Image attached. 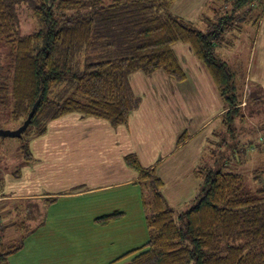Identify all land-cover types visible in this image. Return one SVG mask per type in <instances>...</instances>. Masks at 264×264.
Here are the masks:
<instances>
[{
    "label": "trees",
    "instance_id": "obj_1",
    "mask_svg": "<svg viewBox=\"0 0 264 264\" xmlns=\"http://www.w3.org/2000/svg\"><path fill=\"white\" fill-rule=\"evenodd\" d=\"M176 1L0 0V47L8 49L11 62L5 72L0 66V100L11 95V117L18 127L38 102L19 139L25 165L35 163L31 142L46 134L50 121L68 114L126 126L139 101L130 88L132 73L162 70L184 82L187 74L173 48L177 43L189 46L225 100L223 129L231 134L236 122L244 121L241 105L247 73L242 62L233 66L217 49L222 44L233 46L244 26H258L264 0H210L201 27L173 13ZM23 8L38 23L29 35L22 34ZM231 34L234 40L227 39ZM67 82L75 85V93L60 100L58 88ZM224 136L220 147L242 153ZM186 139L183 134L178 145ZM230 161L217 170L203 161L195 171L201 184L191 205L175 209L165 199L156 168L143 167L135 154L125 157L127 166L139 175L138 184L145 183L151 194L150 200L142 194L151 238L123 256L136 255L128 264H264V181L254 191L247 189L241 173L226 170ZM124 216L116 211L95 223L106 226ZM23 248L24 243L4 246L0 235V264H8L9 257Z\"/></svg>",
    "mask_w": 264,
    "mask_h": 264
},
{
    "label": "crops",
    "instance_id": "obj_2",
    "mask_svg": "<svg viewBox=\"0 0 264 264\" xmlns=\"http://www.w3.org/2000/svg\"><path fill=\"white\" fill-rule=\"evenodd\" d=\"M207 3L208 0H177L172 11L184 20L198 22ZM256 41L255 58L256 54L264 57V14ZM174 51L187 74L186 80L179 83L162 70L150 75L132 73L130 88L139 101L126 126H113L79 113L50 121L46 134L31 142L36 160L33 165L22 166L21 180L0 174L1 222L23 228L24 223L12 220V215L19 213V202L23 209L30 204V210L32 204L39 202L41 209L37 212L41 216L46 205L55 203L49 199L56 198V203L60 198L85 203L90 195L138 184V173L125 162L130 154H135L143 167L156 168L164 182L163 194L172 207L187 206L185 200L193 199L201 184L195 171L205 158L206 144L223 129L221 119L228 108L211 75L189 46L177 43ZM256 68L253 63L250 69L253 77L247 76V81L262 82L257 79ZM183 134L187 139L178 145ZM54 168H63L64 172L59 171L61 177ZM48 209L50 213L52 208ZM51 236V240L45 241L42 235L36 246L57 245L56 236ZM24 251L25 246L9 257L8 264L42 261Z\"/></svg>",
    "mask_w": 264,
    "mask_h": 264
},
{
    "label": "rangeland",
    "instance_id": "obj_3",
    "mask_svg": "<svg viewBox=\"0 0 264 264\" xmlns=\"http://www.w3.org/2000/svg\"><path fill=\"white\" fill-rule=\"evenodd\" d=\"M20 19L23 35L32 34L37 29L38 23L29 9L21 10ZM193 23L199 24L198 27L202 26L200 21ZM257 29L258 26L256 28L244 26L241 29L243 33L234 41L233 46L222 44L217 49L222 58L234 64L233 66H236L237 62H242L248 77L251 75L253 77L250 69L254 63L258 67L256 68L259 74L257 79L259 78L262 82L247 81L248 77L244 80L241 107L245 119L242 122L238 120L233 126L231 134L235 136V139L229 133V129H222V134L221 130L217 131L220 133L207 142L204 149V162L202 161L205 166L214 167L217 170L231 160L226 170L241 173L245 187L252 191L264 181L262 177L264 175L261 176L264 169V57L256 54L255 58ZM228 38L234 40L235 35H228ZM9 57L8 49L0 47V66L3 72L10 66ZM58 92L61 93L60 100H65L73 96L75 85L67 82L58 88ZM13 104L11 95H6L3 100H0V129L19 128L18 122H14L11 117ZM223 136L229 140L230 145L236 144L239 151L243 149L242 153L233 154L231 150H226L225 146L220 147L218 141ZM22 144V140L16 138L0 137L1 176H12L15 181L23 177L22 166L26 162L20 154ZM54 169L57 170V168ZM57 171L64 172L63 168ZM56 173L53 172L52 175ZM255 174L258 176L257 179ZM57 175L61 177L62 173L59 172ZM143 193L147 200H150L151 194L147 185L139 183L90 195L85 203L74 201L75 199L60 198L57 203L46 205L52 209L49 213L47 207L43 210L44 215L41 214V216L37 212L41 209L39 202L32 204L31 210L28 208L30 204H26L23 209V204L19 202L20 205H17L19 213L13 214L12 220L13 222L17 220V223L20 221L21 225L24 223L23 228L16 229L15 226H9L0 220L1 243L9 246L24 243L25 254L42 258L41 262L34 264H109L113 261L112 264H128L136 255L123 256L141 248L151 238L142 207ZM191 201L192 199L185 200L188 206L191 205ZM116 211L124 212L125 216L106 226L95 223V219ZM25 218L28 221H25ZM27 231L30 234H26ZM42 235L45 236V241L51 240V235L56 236L57 245L37 244L36 246V241H41Z\"/></svg>",
    "mask_w": 264,
    "mask_h": 264
},
{
    "label": "water",
    "instance_id": "obj_4",
    "mask_svg": "<svg viewBox=\"0 0 264 264\" xmlns=\"http://www.w3.org/2000/svg\"><path fill=\"white\" fill-rule=\"evenodd\" d=\"M37 105H38V102L35 103L32 111L30 112L28 118L26 119V121L23 123L22 126H20L19 128L15 129V130L0 129V137H2V138H16V139L22 138L23 133L27 130V128L29 127V125L31 123V120L34 116Z\"/></svg>",
    "mask_w": 264,
    "mask_h": 264
}]
</instances>
